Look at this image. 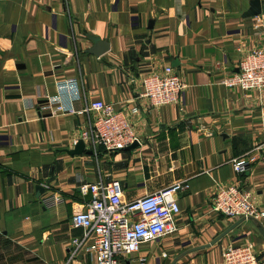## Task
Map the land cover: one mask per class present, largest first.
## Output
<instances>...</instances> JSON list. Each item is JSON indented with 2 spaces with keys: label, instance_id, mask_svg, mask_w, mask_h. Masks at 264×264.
<instances>
[{
  "label": "crops",
  "instance_id": "obj_1",
  "mask_svg": "<svg viewBox=\"0 0 264 264\" xmlns=\"http://www.w3.org/2000/svg\"><path fill=\"white\" fill-rule=\"evenodd\" d=\"M249 1L0 0V264H94L85 250L92 238L71 218L87 199L82 185L111 180L124 202L188 184L177 194L175 231L123 264H223L225 246L247 243L264 264L254 222L221 237L239 220L211 210L220 187L238 185L251 193L264 229V163L244 175L231 165L264 142V91L221 84L245 54L264 49V12L242 18ZM89 37L106 41L108 52L89 54ZM166 66L183 92L177 103L149 109L139 98L142 78ZM70 78L81 96L73 111L40 110ZM97 100L128 116L138 149L108 152L81 138ZM79 140L83 154L69 156ZM74 239L83 240L75 249Z\"/></svg>",
  "mask_w": 264,
  "mask_h": 264
},
{
  "label": "built area",
  "instance_id": "obj_2",
  "mask_svg": "<svg viewBox=\"0 0 264 264\" xmlns=\"http://www.w3.org/2000/svg\"><path fill=\"white\" fill-rule=\"evenodd\" d=\"M227 88L247 91H264V49H253L240 59L237 71L221 80ZM184 84L174 68L166 66L160 74L142 78L139 98L149 109L172 105L179 101ZM79 85L70 78L56 83V93L47 97L40 110L50 113H70L73 102L80 99ZM94 117L88 138L94 147L108 152L122 150L134 142L139 144L128 116L116 110L112 103L101 100L87 108ZM136 108L131 109L136 114ZM264 163V142L247 155L231 161L237 175H244L257 163ZM188 189L186 182H175L170 187L144 195L130 202L122 200V189L117 180L82 185L79 192L87 199L79 204L72 215L74 229L83 231V238H92L85 250L93 256L94 264H123V260L137 253L141 245L157 242L175 231L174 219L179 214L177 194ZM211 210L230 220L255 219L262 214L252 202L251 193L238 185L220 187L211 202ZM74 249L83 240L74 239ZM166 257L165 253H162ZM223 264H258L252 244L228 245L222 251ZM139 264H145L140 259Z\"/></svg>",
  "mask_w": 264,
  "mask_h": 264
},
{
  "label": "water",
  "instance_id": "obj_3",
  "mask_svg": "<svg viewBox=\"0 0 264 264\" xmlns=\"http://www.w3.org/2000/svg\"><path fill=\"white\" fill-rule=\"evenodd\" d=\"M262 12H264V4H262L260 0H250L249 1V8L242 14V18L258 17V16H260L262 14ZM152 24H153L152 21L149 22V26L148 27L152 28ZM89 39L93 43L92 47L88 50L89 54L94 55L96 57H99V56L105 54L106 52H108L109 44L106 41H100V40H98L97 38H94V37H89ZM84 147H85L84 142L82 140H79L76 143L74 149L73 150H66V153L69 156H80L84 152ZM139 147H140V145L137 142H134L132 145H130V146H128V147H126V148H124L122 150L131 152V151H133L135 149H138ZM85 153L86 154H92V151H86ZM36 192H39V194L42 195L43 192H44L43 187L37 185L36 186ZM245 220H251L252 222H254L257 230L259 231L261 236L264 238V229L262 228V226L255 219H252V218L240 219L235 224H233L229 229H227L224 233H222L221 237L224 236L225 234H227L229 231L234 229L237 225H239L241 222H243ZM219 238L214 240L212 242V244H214L216 241H218ZM124 264H128V262H125Z\"/></svg>",
  "mask_w": 264,
  "mask_h": 264
},
{
  "label": "rangeland",
  "instance_id": "obj_4",
  "mask_svg": "<svg viewBox=\"0 0 264 264\" xmlns=\"http://www.w3.org/2000/svg\"><path fill=\"white\" fill-rule=\"evenodd\" d=\"M236 70H237V68H236ZM236 70H235V72H236Z\"/></svg>",
  "mask_w": 264,
  "mask_h": 264
}]
</instances>
